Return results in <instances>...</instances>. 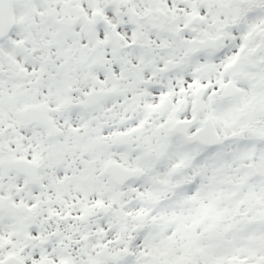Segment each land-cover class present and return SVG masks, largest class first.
<instances>
[{"label": "flooded vegetation", "instance_id": "flooded-vegetation-1", "mask_svg": "<svg viewBox=\"0 0 264 264\" xmlns=\"http://www.w3.org/2000/svg\"><path fill=\"white\" fill-rule=\"evenodd\" d=\"M38 1L44 5V10L49 2L62 4L61 0ZM73 1L75 10L74 15L72 11L70 15L72 35L69 37L73 50L70 60L72 75L71 72L68 75L58 73L61 81H52L57 84V90L63 91L62 101L70 100L72 120L69 123L61 120L62 109L53 107L47 100L24 106L47 104L53 125L63 131L61 138L50 137L45 129L36 125H26L20 115L19 128L16 129L12 122L15 119V100L21 101L20 90L26 84L30 86L32 81L23 64H30L34 54H48L49 47H57L59 40H56L61 39L63 28L61 8H57L54 14L43 13L37 17L30 12L31 0H12L14 25L9 35L0 40V183H3L0 185V200L7 204V198L10 206L15 204L17 191L14 179L21 178L24 182L22 193L25 194L21 199L22 205L16 207L26 209V217L31 218L26 221V234L12 230L15 236L11 239L21 242L19 246L23 250L14 252L11 249L8 255L0 257V263L15 257L25 264H46L47 253L57 255V243L68 251L77 238L86 234L85 225L89 224L80 223L82 221L78 217L86 214L85 209L93 211V192L88 199H81L78 205L81 214L66 209L68 218L62 219L52 210L45 213L49 222L37 221L44 211H40L37 204L33 205L32 199L37 200L34 194H39L38 200L43 205L40 193L46 192V186L40 182L44 165L35 158V151L40 154L43 143L54 151L60 150V145L69 146L70 140L73 145L77 143L73 157L61 150L57 173H61L63 179L80 182L81 175H90V169L96 167L100 168L99 179L111 185L102 176V169L110 164L134 170L138 169L135 165L144 161L141 169L151 175V166L158 155L157 143L166 139L158 133L154 137L152 133L159 115L172 113L177 117L171 122V133L176 123L187 125L188 136L195 135L207 124L214 125L221 141L218 148L226 146L234 137L248 139L246 134L264 130V0H203V5L208 1L214 4L215 15L209 24L200 8V0H178L181 6L171 7L170 13L156 14L149 8L143 15L135 12L137 3L142 0H114V3L113 0H88L90 5L87 8L82 7L84 0ZM129 2L134 7L127 5ZM175 3L174 0L169 5ZM194 3L197 9L191 11ZM112 14L120 23L113 27L110 21ZM193 18L201 19L198 26L192 22ZM207 25L214 27L208 29ZM48 34L60 36L52 39L51 45L44 40ZM127 37L129 40L132 38L128 44ZM15 53L18 65L23 60L17 72ZM46 58L51 60V56ZM168 67L170 71L165 73ZM44 68L45 63L38 60L41 74ZM202 69H205V74L200 77L197 72ZM21 71L28 74L27 80L18 77ZM96 71L101 72V77L96 76ZM80 73L84 75L82 81ZM40 78L36 79L38 89ZM79 81H84L85 85ZM35 133L39 135L37 142L31 141ZM172 138L178 142L181 140L173 133ZM81 143L84 145L81 146ZM140 144L144 145V151L139 149ZM194 147L207 150L198 144L189 146ZM102 150L108 152V158L101 154ZM111 153L114 156H109ZM91 154L96 155L95 160H92ZM110 158H113L112 161H106ZM115 159L125 163V166L114 162ZM16 161L36 167V186L26 184L25 178L17 172L6 171L8 164ZM131 183L135 181L125 184L121 190L116 189L119 195ZM9 186L11 193H8ZM79 187L76 184L75 195L79 193ZM109 192L110 188L96 196L105 198L110 195ZM43 197L46 199V195ZM72 205H77V202H72ZM9 208L0 205L2 218L6 214L9 216ZM35 221V224L43 222L50 225L37 228L31 225ZM36 233H39L38 237L47 239L49 244L42 240L38 243L32 241ZM22 240L28 241L27 244ZM3 241H10V238ZM2 250L5 252L6 248Z\"/></svg>", "mask_w": 264, "mask_h": 264}, {"label": "rangeland", "instance_id": "rangeland-1", "mask_svg": "<svg viewBox=\"0 0 264 264\" xmlns=\"http://www.w3.org/2000/svg\"><path fill=\"white\" fill-rule=\"evenodd\" d=\"M62 4L64 5V8H62V4L59 3H47L45 4V6L49 9L51 7V9H54V6H57V8H61V13L63 14V18H62V32H61V39H57V47L53 46V47H49L48 54L51 56V60L47 59L46 57H50L48 56L47 53H37L34 54V56L30 58V64H23V60L22 62H19V65H22L25 67V69H27L29 72L28 74L31 75L32 77V81H31V85L29 86V84L23 86V88L20 90L21 92V101H19L17 98L16 100H18V102L15 100V119L12 120V122H14L15 128H19V115H20V110L27 104H33L34 102H43L45 100H47V102L51 103L52 105H54L53 107L57 108L60 107L62 109V115L59 117L58 115L56 116V118H60L61 120H63L64 122L69 123L72 120L71 114H70V110H71V102L70 100L65 99V101L62 97V93L63 91L61 90H57V84L52 82L54 81V79H57L59 82L61 81V78L59 77L58 73L61 74H70L72 75V70H71V58H72V45H71V39H69V37H71V30H72V26L69 25V23H72V19L66 20L64 18H70L71 16V11L72 14L74 15V10H75V6L73 5V0H61ZM66 1V2H64ZM132 1V0H129ZM151 1V0H149ZM155 1V0H154ZM157 1V0H156ZM176 3L169 5L170 3H173L174 0H164L162 2H164L165 4V8L167 10H165L164 12L166 13H170V8L171 7H177V6H181L179 5V1L175 0ZM178 1V2H177ZM193 1V0H190ZM38 0H31L30 4H29V8H30V12L33 15H37V17H39V15L43 14V13H47V8L46 10H44V5L41 3H38ZM194 2V1H193ZM201 10H203L204 15L206 16V20H207V24L210 23V20H212V18L214 17L215 13H214V4L211 3L210 1H208V3L206 5H203V0L198 1ZM90 5L88 0H84V2L82 3V7L87 8V6ZM130 7L134 5H132V2H129ZM150 6V7H149ZM142 8V9H141ZM151 9V11H154V13L159 14L162 13L157 5H153L151 3V5H146L145 8H143V6H137L135 12L137 14H146L148 12V9ZM197 9V4H192L191 5V11ZM131 11V10H130ZM128 11V12H130ZM113 13V12H111ZM64 19V22H63ZM110 21H111V27H113V25H117L120 24L118 22V20L115 19V16H113V14L110 16ZM69 22V23H68ZM47 27L49 26L48 22L46 21ZM66 24V25H65ZM142 24L145 28L146 22L143 20ZM66 27H65V26ZM70 29H68V28ZM214 26H209L207 25L206 28L211 29ZM68 29V30H67ZM66 32V33H65ZM52 34V33H50ZM50 34H48L49 36H47L46 38H44V40H46L47 42H50V44H53L52 39H56L59 38V36H57L55 34L54 37H52ZM65 35V36H64ZM42 38V37H41ZM132 38L130 37V40ZM15 40H17V37L15 38ZM101 43H103L102 39H99ZM129 38H126V44H128L130 42ZM165 44H168L167 42ZM48 47V46H46ZM165 57V56H164ZM95 58L97 59L98 57L95 56ZM167 58V57H166ZM17 60V61H16ZM38 60H41L45 63V68L44 70H42V74L40 73L39 69H38ZM15 72H17V68H19L18 65V59L16 57V53H15ZM45 73V74H44ZM27 74V75H28ZM67 74V75H68ZM96 76L101 77V72L96 71L95 72ZM80 76V80H84V75H82V73L79 74ZM37 77H41V84H40V88L38 89V86L36 85V79ZM45 80L47 83L44 84ZM43 81V82H42ZM79 81V82H81ZM77 81H75V83H77ZM83 85L84 81L81 82ZM58 88V87H57ZM84 88V87H83ZM82 89V88H81ZM84 91V89H82ZM62 92V93H61ZM85 92V91H84ZM55 94H58V97H55ZM64 96V95H63ZM174 117V118H173ZM177 118L175 115L171 114H167L166 116H162L159 115L157 117L158 123L157 125H154V131L153 136L155 137L156 134L158 133L159 136L163 135L165 136L166 139H161V141H158L156 149L159 153V150H161V145L162 141L163 142H167L168 144V148L169 149V156H170V152L171 150L173 152H175L176 156H183V154H190L184 150H182L183 148H181V143L178 142L177 140L174 141V139L172 138V133L170 132V126H171V122H173V120ZM167 130V134H165V131ZM72 133V132H71ZM34 137L31 136V141L37 142V138L39 137V135L37 133L33 134ZM227 135V134H224ZM99 136H103L102 134H99ZM16 137H18V139H20V137L17 135ZM162 137V136H161ZM160 137V138H161ZM73 139V138H72ZM72 140L68 141L69 146H61L60 145V150L57 149V151L52 150L48 145H46L45 143H43V147L40 151V154H38L37 151H35L37 153V156L35 158H37V160H39V163H42L44 165V167L41 169V184L44 183V186H46V192H41V195H46V199L41 196L42 200H43V205L42 202L38 200V196L39 194L35 193L34 195L36 196L37 200L32 199V203L34 205L37 204L38 208L40 209V211H44L43 215H41L39 217V219L37 220L38 223L42 221H48L49 222V218L46 217L47 212H52V210L54 211V213H56L58 216L61 215L62 219L68 218L67 217V210L71 211L74 214H81L80 210L81 208L78 206L79 203L82 200L88 199L89 197H91L92 192L94 193L95 197L93 196V200L94 201H105V202H109V198H104L102 199L101 196H96V195H101L103 194L104 191H108L110 188V192H109V196L106 197H111L112 198H117L121 199V200H127L132 199L134 197H138L140 199H143L146 202V206H142L141 203L137 202V204L139 206H137V211H135L136 209H129L130 213H134L135 215L138 213H142L145 212L146 214H148L151 218H155L157 217V219H161L162 222H165V224H170L173 225V229L171 231H169V233H167V237H165V241L168 243V240L172 241L173 243V248L175 250H177V253H179L180 255H185L186 253L183 251V249H187L190 248L191 249V254L188 255V257L192 256L193 252V256L197 257V253H198V249L196 250L195 248H193L195 245H197L198 243L196 242L197 239L202 238L205 233H202L204 231H206V229L208 228L209 224H212L211 221L205 220L202 221V218H199L201 216V214L204 212H206L207 214H210V220L213 221L214 215H219L221 219L226 218L229 216V211L225 208V207H221L219 209H210L208 204V199L206 197L203 196V194H198L200 191V188H198L197 190H195L196 192L190 194L188 196L189 198V202L185 203L183 201H180L178 199L177 203H164V201L162 202V197L164 196L165 193V187H163V185H161L157 190H152L149 188L148 183L145 185V183H131L128 188H126L125 191H123V193H120V195L122 197H120L119 193L117 192L116 189H114L113 186L109 185L105 180H100L99 179V173H100V168H96L93 167L90 169V175L87 174H83L81 175L83 178L80 180V182L72 180V179H63L60 174H58V170L60 168L59 165V159H61V152L65 151L69 154V156L73 157V153L75 152V148L77 147V143L76 144H72L71 142ZM36 144V143H35ZM81 146L84 145V143L80 144ZM86 145V144H85ZM136 149H138L136 146H134ZM144 145L140 144L139 145V149H144ZM194 150L191 149H186L187 151H196L197 149L194 147L192 148ZM62 150V151H61ZM33 151V150H31ZM228 146H224V148L222 149V155H224V152H228ZM237 151V150H236ZM198 152V151H197ZM98 154L97 152H93ZM201 153V152H199ZM101 154H103L106 158H108V152L102 150ZM178 154V155H177ZM204 154V152H203ZM209 155L210 157V161H201L197 167H194V169H196V171H198L201 176L203 177L204 175V179H208V177H210L212 174H214L216 172V170H218L219 168V163L214 162V158L213 156L217 157V155H221L218 152L215 153H210V154H204ZM109 156H114V154H109ZM202 156V155H201ZM204 157V156H202ZM201 157V158H202ZM250 157V151L246 148H242V150L240 152H238V155L236 156V158L238 159V163L237 165H245L247 163H249L248 159ZM91 158L92 160L96 159V155L91 154ZM197 158V157H196ZM113 158L110 159H106L107 160H111L112 161ZM169 159V158H168ZM114 162H118L120 164H125L122 163L118 160H114ZM177 162V161H176ZM234 162V159L229 158L227 160H224V165L226 166L227 169L230 168V163ZM141 163L143 164H138L135 166H138L139 170H142L141 168H143L142 166L145 164L144 161H141ZM159 164H164V165H160L159 168H156V171H151V175L146 173V171L144 170V176L147 175L144 178H148L149 179H161L164 180L163 182L166 183V180L169 178V172L173 169L172 165L165 164L161 161V163ZM182 163L179 162L177 165H181ZM10 164H8L9 166ZM223 165V164H222ZM125 166V165H124ZM146 166V165H145ZM161 166H165L164 168H162ZM258 166V165H257ZM91 167V166H90ZM147 167V166H146ZM63 173V172H62ZM171 173V172H170ZM64 174V173H63ZM156 175V176H155ZM192 174H190V178H191ZM143 178V181H144ZM46 180V181H45ZM220 183V181H219ZM3 183H0V185H2ZM27 184V183H26ZM76 184H78L80 187L78 188L79 193H77L76 195L74 194V188L76 187ZM14 187L17 191V193H15V198H14V202L15 204L13 205H9L10 200L6 198V200L8 201L7 204H5L2 200H0V205H4V207L9 208V212L7 210V212L9 213V216L6 214V217L2 218L3 215L0 216V257H5L6 255L9 254V251H14L17 252L19 250H23L22 247H20L19 245L22 244L21 242L15 240L13 241L11 238H14V234L12 233V230L14 231V233L16 231H18L19 233H25V223L28 219L24 213V211H26V209L23 210V208H17L16 206H21L22 204V197L24 196L25 193H22V187L24 185V182L21 178L16 177L14 179ZM145 185V186H143ZM109 187V188H108ZM44 188V187H43ZM149 188V189H148ZM14 189V190H15ZM45 189V188H44ZM35 191V190H33ZM15 192V191H14ZM8 193H11V188L9 186V190ZM26 198H28L26 196ZM48 199V200H47ZM159 199V204L160 205V211L155 212L154 207H149L148 204H155L156 205V200ZM25 202H27V200H24ZM76 201L77 205H72V202ZM9 205V207H8ZM172 205H174V209H170L172 208ZM171 206V207H170ZM18 209V210H17ZM139 211V212H138ZM46 213V214H45ZM231 214V213H230ZM17 218H16V216ZM71 216V215H70ZM94 216L92 215L90 217V221H92V223L89 222V225H85V232L86 234L83 236H80L79 238H77V242L81 241V247H85V252L88 254V258H85L84 254L83 256L77 254V252L72 248V257L74 258L75 264H92L93 262H97V255H100V252L102 251L105 254H112V258L110 261L104 262V264H122L124 263L123 261H125V259H127V255H126V243L125 241H122L121 236H123L122 234L125 233V228L124 225L121 224H110L112 223V221L109 220H105V223H98L99 221V216ZM41 219V220H40ZM95 220L97 221V223L95 222ZM18 221V224H17ZM7 222H11L12 224H8ZM21 222V223H20ZM35 222L31 223V225H35L38 227H46L50 224H44L43 222L41 224H35ZM16 224V225H15ZM215 224V223H214ZM10 225L16 226L11 227ZM98 225L101 226V228L98 227ZM24 227V228H23ZM7 229L4 230V229ZM14 228V229H13ZM23 228V229H22ZM54 228V227H53ZM9 230H11L9 232ZM38 231V229L36 230ZM111 232V234H110ZM6 233H8V236H6ZM137 233V232H136ZM26 234V233H25ZM90 235H94L97 240L98 238L100 239V241L97 243L96 246H90L89 249H87L88 246V242H90ZM165 235V236H166ZM2 236L4 238H2ZM36 237H33L32 241H34L35 243L40 242L41 240L43 242H45V244H49V241L47 239H42L39 236V233H36L35 235ZM113 237V238H110ZM5 238H10V241H3V239ZM171 238H173L174 240H171ZM120 239V240H119ZM51 240V239H50ZM23 241V240H22ZM31 241V244L33 245L34 243ZM28 241L24 240L23 243L27 244ZM102 242V243H101ZM9 243H13L14 245L11 244V246L9 245ZM20 243V244H19ZM138 246L143 245V240L138 239L137 241ZM159 243V242H158ZM203 244V243H202ZM57 245V244H56ZM46 246V245H45ZM101 249H98L99 247H101ZM137 246V247H138ZM144 246H146L147 248H149V245L144 244ZM204 246V245H203ZM202 246V247H203ZM131 247V245H130ZM159 247H162L159 243ZM158 247V248H159ZM201 247V246H200ZM3 248H6L5 252H2ZM92 248V249H91ZM12 249V250H11ZM49 249V248H48ZM2 250V251H1ZM139 250V251H138ZM138 250H135V253L140 252V248ZM8 252V253H7ZM81 253V251H78ZM98 252V254H97ZM177 253H174V255H176ZM186 254V255H187ZM52 261L49 264H62L60 263V259H58V255H54V254H49ZM122 255V256H121ZM125 257H124V256ZM120 256V258H119ZM80 257H82L80 259ZM172 256H170L171 258ZM119 258V259H118ZM169 258V259H170ZM119 261H118V260ZM118 261V262H117ZM31 262V261H30ZM174 263H178L177 261H172ZM32 264V262H31ZM133 264V263H132ZM135 264H170L167 256H165V254H162L161 256L159 255V252H154L153 254L150 253H146L144 254V257L141 258L138 263Z\"/></svg>", "mask_w": 264, "mask_h": 264}, {"label": "trees", "instance_id": "trees-1", "mask_svg": "<svg viewBox=\"0 0 264 264\" xmlns=\"http://www.w3.org/2000/svg\"><path fill=\"white\" fill-rule=\"evenodd\" d=\"M162 1L142 0L137 3V6L142 5L145 8L146 5L152 3L153 5H157L161 12H164L167 9ZM158 3H162V5ZM127 5L129 4L127 3ZM69 25L71 24L69 23ZM159 28H162V26H159ZM257 131L246 134L249 140L234 137L233 141L231 140L229 143H226L229 151L224 152V155L221 153L224 146L215 150L197 149L196 151H187L183 143L180 142L181 148H183L182 150L190 154H183V156L177 157L175 152L171 150L169 156L168 144L162 141V144H160L161 150L155 156L156 162L152 165V169L154 171L155 168L164 165L159 164L161 161L168 164V166L172 165L173 169L170 171L171 173L169 172V178L166 180V183L161 179L149 178L148 180L144 178V181L141 182L143 184L145 183V185L148 183L149 188L155 191L159 190L161 188L160 186L163 185L165 187V193L161 200L167 204L171 202L177 203L178 199L188 203V196L200 188L198 194H203L208 199L210 209L225 207L229 211L228 217L221 219L219 215H214L213 221L210 220L209 213L203 212L201 214L199 218H202V221L208 220L212 224H209L206 231L202 232L205 235L196 240L198 244L193 248L198 249L197 257L193 256L194 252L192 256L188 257L192 253L190 248L183 249L186 254H189L180 255L173 248L172 241L168 240V243L165 241L166 234L173 229V225L165 224V222L157 219V217L151 218L145 212L143 214L140 212L136 215L129 212V209L132 210L133 208L137 211V206H139L137 202L141 203L142 206L147 205L143 199L138 197L117 200V198H112L111 196L105 197L106 199L109 198V202L94 201L93 211L91 212L89 209H85L86 214L78 217L82 221L80 223H92L90 217L93 215L94 217L99 216L98 223L103 224L105 220H109L112 221L110 224L124 225L126 231L122 234L123 236L121 238L122 241L126 240L125 251L127 252V259L122 264L138 263L144 257V254L150 252L153 254L155 251L159 252L160 256L165 254L170 264H264V130ZM242 148H247L250 151L249 163L237 165L238 159L236 156ZM189 149L194 150L192 148ZM203 152L204 154H210L212 152L221 154L217 155V157L213 156L214 162L219 163V168L214 174L208 177L207 181L204 179V175L202 177L194 169L201 161H210L209 155L205 156ZM229 158L234 159V162L230 163L231 166L227 169L224 165V160ZM179 162L182 163L180 166L177 165ZM161 167L164 168L165 166ZM190 174H192L191 178ZM159 201L157 199L155 202L156 205L148 204V206H153L155 212H158L160 211V205L157 204ZM170 209H174V205ZM95 222L97 223L96 220ZM98 227L101 228L100 225ZM89 239L90 242H88L87 249L90 246H96L100 241L94 235H90ZM138 239L143 240V245L139 244L138 246ZM171 240L174 239L171 238ZM158 242L162 247H159ZM80 243L81 241L73 242V249L81 256L85 253V258H88L89 256L85 252V247L82 248ZM144 244L149 245V248L144 246ZM57 246H59V251L56 254L58 255V259H60V263L75 264L74 258L71 256L72 249L65 251L58 243ZM101 248L102 246L98 249ZM139 248L140 252L135 253V250ZM78 251H81V253ZM174 253L177 254L174 255ZM112 256L110 253L105 254L101 251L100 255H97V262H93L92 264H104V262L110 261ZM170 256L172 257L170 258ZM51 258L53 257H50L47 253L45 257L46 264L52 261ZM172 261H177L178 263Z\"/></svg>", "mask_w": 264, "mask_h": 264}, {"label": "water", "instance_id": "water-1", "mask_svg": "<svg viewBox=\"0 0 264 264\" xmlns=\"http://www.w3.org/2000/svg\"><path fill=\"white\" fill-rule=\"evenodd\" d=\"M192 22L198 26L201 19L193 18ZM14 25L13 7L12 0H0V40L6 38ZM169 67L165 69V73H168ZM205 74V69L197 72L198 76ZM18 77L25 81L28 76L24 72H20ZM200 103V100L198 104ZM22 119L27 125H36L40 128L45 129L50 137L61 138L63 131L53 125L52 119L49 117V108L46 104L40 106H29L22 111ZM187 125L182 123L174 124L172 132L177 136L181 137L186 145L198 144L204 148H216L220 146V137L215 131L214 125L207 124L202 130L197 132L193 136H188ZM7 172L15 171L19 175L23 176L29 185H35L37 182V169L33 165L16 161L8 166ZM102 175L107 177L110 182L117 188H122L126 183L130 181H139L143 176L144 172L139 169L128 170L123 168L121 165L110 164L105 166L102 171ZM0 264H24L15 258H10L4 263Z\"/></svg>", "mask_w": 264, "mask_h": 264}]
</instances>
